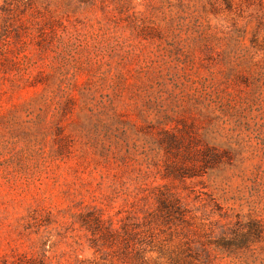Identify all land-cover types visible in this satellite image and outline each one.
Wrapping results in <instances>:
<instances>
[{
    "label": "rangeland",
    "instance_id": "rangeland-1",
    "mask_svg": "<svg viewBox=\"0 0 264 264\" xmlns=\"http://www.w3.org/2000/svg\"><path fill=\"white\" fill-rule=\"evenodd\" d=\"M0 264H264V0H0Z\"/></svg>",
    "mask_w": 264,
    "mask_h": 264
}]
</instances>
